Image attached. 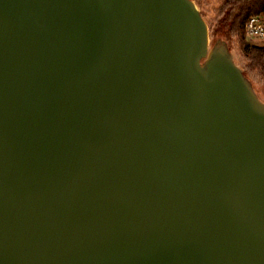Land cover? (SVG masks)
<instances>
[{
	"label": "water",
	"instance_id": "water-1",
	"mask_svg": "<svg viewBox=\"0 0 264 264\" xmlns=\"http://www.w3.org/2000/svg\"><path fill=\"white\" fill-rule=\"evenodd\" d=\"M0 264H264V101L193 0H0Z\"/></svg>",
	"mask_w": 264,
	"mask_h": 264
},
{
	"label": "trees",
	"instance_id": "trees-1",
	"mask_svg": "<svg viewBox=\"0 0 264 264\" xmlns=\"http://www.w3.org/2000/svg\"><path fill=\"white\" fill-rule=\"evenodd\" d=\"M216 1L218 2L217 22L213 27V38L227 39L232 34L237 35L247 61V69L264 75V42L249 40L244 34L245 21L250 15L264 11V0Z\"/></svg>",
	"mask_w": 264,
	"mask_h": 264
},
{
	"label": "rangeland",
	"instance_id": "rangeland-1",
	"mask_svg": "<svg viewBox=\"0 0 264 264\" xmlns=\"http://www.w3.org/2000/svg\"><path fill=\"white\" fill-rule=\"evenodd\" d=\"M193 1L197 5L203 19L207 24L209 43L210 45H212L215 42V39L213 38L212 35V31H213V27L217 22L216 11L218 8V2L216 0H193ZM222 40L227 45L235 63L242 69L245 76L251 82L254 91L257 93L259 98L264 101V75L259 74L255 70L247 69L246 67L247 61L241 50L240 38L237 35L232 34L227 39H222ZM253 41L257 42L258 40H253Z\"/></svg>",
	"mask_w": 264,
	"mask_h": 264
},
{
	"label": "built area",
	"instance_id": "built-area-1",
	"mask_svg": "<svg viewBox=\"0 0 264 264\" xmlns=\"http://www.w3.org/2000/svg\"><path fill=\"white\" fill-rule=\"evenodd\" d=\"M247 38L264 42V11L250 15L244 24Z\"/></svg>",
	"mask_w": 264,
	"mask_h": 264
}]
</instances>
